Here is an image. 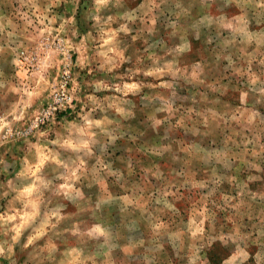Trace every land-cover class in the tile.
Wrapping results in <instances>:
<instances>
[{
    "label": "rangeland",
    "instance_id": "rangeland-1",
    "mask_svg": "<svg viewBox=\"0 0 264 264\" xmlns=\"http://www.w3.org/2000/svg\"><path fill=\"white\" fill-rule=\"evenodd\" d=\"M0 264H264V0H0Z\"/></svg>",
    "mask_w": 264,
    "mask_h": 264
},
{
    "label": "built area",
    "instance_id": "built-area-1",
    "mask_svg": "<svg viewBox=\"0 0 264 264\" xmlns=\"http://www.w3.org/2000/svg\"><path fill=\"white\" fill-rule=\"evenodd\" d=\"M66 99H67V97H66Z\"/></svg>",
    "mask_w": 264,
    "mask_h": 264
}]
</instances>
